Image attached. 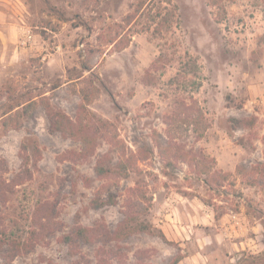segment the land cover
<instances>
[{"label": "rangeland", "instance_id": "rangeland-1", "mask_svg": "<svg viewBox=\"0 0 264 264\" xmlns=\"http://www.w3.org/2000/svg\"><path fill=\"white\" fill-rule=\"evenodd\" d=\"M139 1L0 0V264L264 260V0H142L126 23ZM44 99L106 136L87 151Z\"/></svg>", "mask_w": 264, "mask_h": 264}, {"label": "trees", "instance_id": "trees-1", "mask_svg": "<svg viewBox=\"0 0 264 264\" xmlns=\"http://www.w3.org/2000/svg\"><path fill=\"white\" fill-rule=\"evenodd\" d=\"M143 1L140 0L137 2L136 7L134 8L133 12L128 13L124 17V21L126 23H131L134 15L139 12L140 8L142 7ZM86 68L88 66L85 65ZM82 101L79 104V109H82L85 107V104L87 103L88 99L81 97ZM40 104L44 108L48 119L50 121V126L53 130L60 131L63 133H66L69 137L73 139H78L82 141L85 145V148L87 151L91 152L94 150V147L96 145L97 138L99 137L98 135H105V133H101L99 128L97 126H94L93 124L89 126L85 121L82 119H78V122H73L63 111L59 109H55L52 107L48 99L41 100ZM32 107V104L28 102L27 104L22 106V112L21 114H15L17 118L16 124L13 126V128H19L21 119L19 117H25L29 114L30 109ZM171 116H168L166 119V122H169V119ZM230 121L234 123V125H243L244 120H239L237 118H231ZM248 120L247 122H249ZM101 123V122H100ZM104 122H102L103 124ZM10 124L7 122V120H4V125L3 128L4 130H8L10 128ZM100 133V134H99ZM111 140V143H114L116 145L117 140H112L113 138H109ZM113 141V142H112ZM122 154L124 153V149L122 146L121 149ZM178 158L183 159L185 161H188L186 159V155L181 152L178 154ZM108 161V157L106 155L101 156L95 163L94 166V171L96 175L100 178H104L108 175L109 172H111L107 167L105 166V163ZM27 162V159H25V163ZM117 167L119 170H115L116 173H118L119 176L121 177H126L128 173V166L127 164H124L122 162H118ZM264 168V166H262ZM29 170L25 166V173H28ZM29 174V173H28ZM113 200H99V198H94L91 201V206L93 208H99L101 206L107 205V204H112ZM128 225V219L125 218L120 224L119 227L121 226H126ZM128 233H136V232H150V227L148 225H145L143 223H138V224H133L132 226H127L124 228ZM89 228L77 225L75 226L71 232L67 235L64 236V240L66 242H70L72 240H76L78 238H82L84 240H87V231ZM31 246L25 248V252L31 251ZM261 255L258 254H249L248 256L240 257L234 264H264V260L260 262L261 260ZM178 258H175L174 262H177Z\"/></svg>", "mask_w": 264, "mask_h": 264}, {"label": "built area", "instance_id": "built-area-1", "mask_svg": "<svg viewBox=\"0 0 264 264\" xmlns=\"http://www.w3.org/2000/svg\"><path fill=\"white\" fill-rule=\"evenodd\" d=\"M31 39V34H29L28 31H26V33L24 34V38L22 40L23 43H26L27 41H29Z\"/></svg>", "mask_w": 264, "mask_h": 264}]
</instances>
